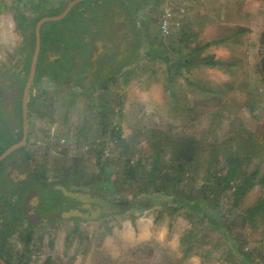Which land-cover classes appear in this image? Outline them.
Masks as SVG:
<instances>
[{
	"label": "rangeland",
	"instance_id": "rangeland-1",
	"mask_svg": "<svg viewBox=\"0 0 264 264\" xmlns=\"http://www.w3.org/2000/svg\"><path fill=\"white\" fill-rule=\"evenodd\" d=\"M34 1L40 0H0V82L2 77L6 82V76L28 55L37 16L30 6ZM48 1L52 5L57 0ZM192 5L199 8L203 0H165L160 22L165 8L172 7L180 26L166 37L157 26L144 29L149 35L141 57L134 65L117 69L101 88L86 93L73 89L70 78L58 75L37 84L39 98L30 114L26 144L35 174L45 182L63 181L73 189L107 192L111 201H129L130 207L97 219L27 225L25 195L10 193L8 203L0 200V216L3 206L11 216L7 225L11 234L6 237L0 218V247L11 264H180L181 237L193 226L200 230L198 241L203 247L198 246L182 264H243L234 257V247L247 253L248 264H264V210L255 218L247 214L264 195L260 38L259 46L254 41L256 50L247 52L250 65H195L171 84L161 56L194 60L192 46L200 44L193 38L203 16L199 14L201 20L197 13L190 14L192 22L186 23ZM183 7L184 17L178 16ZM18 13L25 16L26 29L18 28L14 18ZM70 20L46 22L44 27L51 26L61 42L78 46L79 39L73 38L75 30H71L76 24ZM148 40L153 48L147 50L152 43ZM199 85L215 94L199 92ZM172 92L180 97L181 105L175 107ZM185 105L191 108L189 112ZM116 127H120L121 140L112 134ZM190 142L193 159L173 187L177 169L172 154ZM232 165H237L239 174L232 189L219 194L217 206L227 216L221 220L226 234L205 223L195 225L183 209L171 216L156 203L157 189L197 199L211 196L208 188L215 175L223 177ZM250 175V187L235 206L233 192ZM54 207L45 203L42 215H51Z\"/></svg>",
	"mask_w": 264,
	"mask_h": 264
},
{
	"label": "flooded vegetation",
	"instance_id": "flooded-vegetation-1",
	"mask_svg": "<svg viewBox=\"0 0 264 264\" xmlns=\"http://www.w3.org/2000/svg\"><path fill=\"white\" fill-rule=\"evenodd\" d=\"M102 12L100 5L96 12L97 19L82 17V23L88 22V26L84 24L85 27L83 29L78 28V22H74V25L76 24L75 29L71 30L76 32L72 36L79 39L78 46L71 42L56 41L55 43H50L47 49V41L41 38V50L38 61L43 56L45 64L57 71L54 77L58 75L64 79L70 78V85L73 89H81L86 93H89L95 87L97 89L101 88V83L111 77L117 69L133 63L143 39L136 28L134 18L125 8L119 13L120 17H109V15L104 14V11ZM26 59V55L22 57L18 62V66L13 68L10 74L6 76V82H2L4 77L1 78L0 82V102H3V110L8 121L6 128L14 132H18L21 128L22 133L23 108L22 123L20 124L16 114V105L20 97H22V103L24 89L29 77L28 74L26 78V73L23 70ZM34 79L28 95L27 142L30 136V114L33 110V107L29 108L31 94L37 95V99L39 98V93L37 91L33 92V89L36 90L34 88ZM21 83H24L22 95L19 88ZM26 144L24 145L25 148ZM4 160L5 162L0 168V195H4L8 199L10 193L19 192V194L25 195L27 206L25 205L24 209L26 211L27 225L41 221L56 222L63 219H80L84 221L90 219L92 211L97 210L99 204L92 202L90 207H85L88 202H81L64 195L62 190L58 188L60 185L72 191L90 193L92 196L107 199L114 204L119 202L111 201L107 192L73 189L63 181L45 182L46 180L36 175L32 170L31 159L24 152H14V154H10ZM0 200H2L1 196ZM45 203L46 207L55 206L54 213L49 216H43L41 213V208ZM73 210L81 211L83 217H62L64 212Z\"/></svg>",
	"mask_w": 264,
	"mask_h": 264
},
{
	"label": "trees",
	"instance_id": "trees-1",
	"mask_svg": "<svg viewBox=\"0 0 264 264\" xmlns=\"http://www.w3.org/2000/svg\"><path fill=\"white\" fill-rule=\"evenodd\" d=\"M45 0H40V1H34L30 4L32 6L33 10H37L42 8L44 5ZM64 7H60L59 9H56L55 11L42 13L40 15H37L33 19V28H35L36 23L44 16L46 15H58L62 12ZM15 20L18 23V28H24L26 29L28 27V22L23 14H15L14 15ZM41 38L45 39L47 41V49L50 43H55L56 41H60L55 33L54 29H48L44 27V25L41 28ZM260 43L262 46V54H261V59H260V64H259V72L261 76L264 79V31L261 33L260 37ZM35 49V32L32 33V39L31 43L29 44V51L26 59V63L24 66V71L26 73V78L29 74L30 71V66H31V61H32V56L34 53ZM46 49V47H45ZM160 57V56H159ZM166 64H167V72H168V77L167 80L169 83L175 84L177 82V78L185 75V73H188L191 68L195 65H205V66H211V67H218L221 66L223 63L221 61L214 60L213 58L209 57L206 59H199L195 56V59L193 60L192 58L190 59L189 57L185 56L184 58H178V59H170L166 55L161 56ZM57 74V71L53 69V67L48 66L45 64V61L42 58L39 59L37 63V69H36V76L34 79V88L37 87V84L43 80V78H48L55 76ZM186 77V76H185ZM186 79V78H185ZM186 82L189 85H192L191 81L186 79ZM25 83V81H24ZM24 83H21L19 88H20V93L22 95L23 92V87ZM196 87V84L194 85ZM196 89H199V92H211L212 94L215 91H212L213 89L203 85L197 86ZM215 94V93H214ZM171 95L173 96V101L175 104V107L179 104L181 105L182 103L180 102V97L176 95L175 92H172ZM22 97H20L19 102L17 103V109H16V114L18 115V121L20 124L22 123V103H21ZM37 99V95L31 94V101L29 102V108L33 107L35 105V101ZM178 105V106H179ZM187 106V105H185ZM185 111L189 112L191 108L188 106L185 107ZM179 108V107H178ZM177 108V109H178ZM7 118L5 116L4 110H3V102H0V155L12 144L17 143L22 139L23 133L22 129L18 132H14L10 129L6 128L7 125ZM112 134L115 136L117 140H121V130L120 127H116L112 131ZM193 143H188L187 145L181 146L179 150L176 151V153H173V167L177 169V173L174 176V182H173V187L177 185V183L181 180V176L184 172L183 168L185 166L189 165L193 159L191 156V152L194 151V146ZM14 152H24L27 155V151L25 146L20 147L19 149L15 150ZM12 152L11 154H14ZM5 160L0 162V168L2 167L3 163ZM158 169V166L155 167V170ZM129 174L132 175L131 171ZM239 174V169L237 165H232L230 168L228 174L224 175L223 177L219 175H215L214 180L212 181V185L210 184L208 188V194H210V191H213V194L211 196H205L204 198H191L189 197H184L180 196L177 193L170 195L167 193V189H157L158 193L156 195L157 198V204L162 208L161 210L169 215L173 216L174 213L180 212V210H184L186 217L190 220V222H193L195 225L196 224H203L207 226V224L212 228L216 230H222L221 235L226 234V226L225 223L221 222V220L226 219L227 216H223L222 214L219 213V209H217V206H220V197L219 194L221 192L227 191L232 189L234 186V180ZM252 175L247 176L244 183L238 187L235 188V191L233 192V197H234V203L235 206L239 204L240 200L244 196V194L248 191V188L250 187V179ZM58 182V181H57ZM261 184L264 187V177L261 179ZM215 192V193H214ZM3 199L4 202L8 203V198L5 197L4 195H0ZM129 207V206H128ZM160 210V211H161ZM261 210H264V195L263 197L252 207H250L247 210V214H249L252 218H255L257 214ZM8 208L7 206H3L1 208V221H2V227L4 226V229L2 228V236L6 237L11 234L10 227H7L9 225L11 216L7 215ZM161 216L159 213V216L157 217L156 221L160 220ZM32 225V224H31ZM199 229H196L195 226L192 227V229L188 230L185 232V234L181 237V248L183 252L182 260L180 261V264L184 263L187 259H189L192 255L194 250L199 246L201 249L203 247V242L199 243ZM207 253L205 252L201 253V255L206 258ZM232 253L236 260L240 261L243 264H248V257L247 253L241 251V249L238 247H234L232 249ZM0 255L7 261V263L11 264L10 260L7 258V256L2 252V247H0Z\"/></svg>",
	"mask_w": 264,
	"mask_h": 264
},
{
	"label": "crops",
	"instance_id": "crops-1",
	"mask_svg": "<svg viewBox=\"0 0 264 264\" xmlns=\"http://www.w3.org/2000/svg\"><path fill=\"white\" fill-rule=\"evenodd\" d=\"M71 1L57 0L50 5L49 1L45 0L44 6L37 9L36 13L37 15L42 13L47 14L60 7H64L65 9ZM86 1L82 0L78 2L68 15L64 17L71 18L70 23L72 21L73 23L78 22L81 29L86 25L88 26L87 21L82 23V17L97 19L96 12L100 5L101 12L104 11V14L109 15V17H120L119 13L125 8L134 18L136 28L143 39L135 61L128 66L134 65L137 62V59L141 57L146 47L144 39L147 40L149 34L145 33L144 29H151L149 28L151 25L152 27L157 26V29L161 31L158 24L160 23L165 0H88L85 3ZM197 8L195 5H192L190 8L191 12H188L186 19V23H188L190 14L191 17H194L197 13L200 19V15L203 16V20L201 19L203 22L195 28L196 33H198L197 37L193 38V41H199L200 44L192 46V51L195 52L194 55L201 60L211 57L229 66H233L234 64L241 66L250 65L247 52H250L252 49L256 50V39L259 46V38L264 31V0H203V5H199V8ZM47 16L56 15H46L44 17ZM190 22L192 21L190 20ZM259 24L262 27L255 29V26ZM46 28L53 29L51 26H47ZM144 34L145 36H143ZM163 36L166 37L165 35ZM153 37L151 36L150 38ZM151 42L150 40L149 44ZM152 46L153 42L147 46V50L149 48L152 49Z\"/></svg>",
	"mask_w": 264,
	"mask_h": 264
},
{
	"label": "water",
	"instance_id": "water-1",
	"mask_svg": "<svg viewBox=\"0 0 264 264\" xmlns=\"http://www.w3.org/2000/svg\"><path fill=\"white\" fill-rule=\"evenodd\" d=\"M82 0H72L67 7L63 10L62 13L56 16H47L41 18L35 26V49L34 53L32 56V61H31V66H30V71H29V77L27 84L24 89V95H23V100H22V108H23V137L20 141L17 143L12 144L9 146L1 155H0V162L3 161L7 156H9L12 152L15 150L19 149L20 147H23L28 138V95L29 91L31 88V84L33 82V79L35 77L36 69H37V63H38V58L41 50V28L42 25L46 22H51V21H58L63 19L68 15V13L71 11V9L76 5L78 2ZM35 89H33V92L35 93ZM59 189L62 190L64 195H67L71 198L77 199L81 202H88L85 207H90V203L94 202L99 204V207L97 210L92 211V215L90 219H97L101 214H114L118 212H122L128 208L129 201H119L117 204H114L107 199L104 198H99L92 196L90 193L86 192H81V191H72L67 189L65 186H58ZM75 216H82L83 213L79 210H73L69 212H64L62 217L63 218H70V217H75ZM0 264H9L7 261L0 255Z\"/></svg>",
	"mask_w": 264,
	"mask_h": 264
},
{
	"label": "built area",
	"instance_id": "built-area-1",
	"mask_svg": "<svg viewBox=\"0 0 264 264\" xmlns=\"http://www.w3.org/2000/svg\"><path fill=\"white\" fill-rule=\"evenodd\" d=\"M186 12L185 7L179 10L178 16H183ZM180 21L177 19V16L174 14L172 7L165 8L163 17L160 22V30L165 36H171L177 29L176 27L180 26Z\"/></svg>",
	"mask_w": 264,
	"mask_h": 264
}]
</instances>
